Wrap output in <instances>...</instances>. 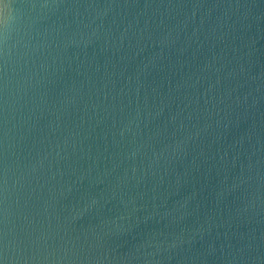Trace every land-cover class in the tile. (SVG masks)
I'll use <instances>...</instances> for the list:
<instances>
[{
    "label": "water",
    "instance_id": "obj_1",
    "mask_svg": "<svg viewBox=\"0 0 264 264\" xmlns=\"http://www.w3.org/2000/svg\"><path fill=\"white\" fill-rule=\"evenodd\" d=\"M0 264H264V0H0Z\"/></svg>",
    "mask_w": 264,
    "mask_h": 264
}]
</instances>
